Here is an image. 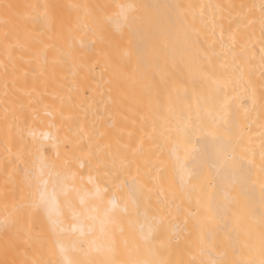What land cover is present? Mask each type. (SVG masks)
Returning <instances> with one entry per match:
<instances>
[{
	"label": "bare ground",
	"instance_id": "1",
	"mask_svg": "<svg viewBox=\"0 0 264 264\" xmlns=\"http://www.w3.org/2000/svg\"><path fill=\"white\" fill-rule=\"evenodd\" d=\"M117 4L137 5L129 28L109 24ZM101 94L131 104L124 110L134 138L167 147L182 195L205 169L225 224L231 211L253 210L256 243L263 244L257 251L264 250V0H0V131L20 129L25 136H17L39 151L25 170L33 186L25 172L18 177L25 196L0 222L16 223L28 237L39 225L43 239L41 249L27 238L0 240V264L4 249L10 260L21 254L16 264H44L38 254L53 264H162L155 245L142 244L154 216L130 213L134 181L122 200L94 172L58 166L46 155V147L59 154L70 139L64 129L96 123L69 107ZM36 112H44L39 124L48 115L45 126L32 120ZM53 113L71 116L61 122ZM37 182L46 214L30 206ZM46 215L62 222L59 236ZM200 250L201 264L222 262ZM256 256L253 264H264V252Z\"/></svg>",
	"mask_w": 264,
	"mask_h": 264
},
{
	"label": "rangeland",
	"instance_id": "2",
	"mask_svg": "<svg viewBox=\"0 0 264 264\" xmlns=\"http://www.w3.org/2000/svg\"><path fill=\"white\" fill-rule=\"evenodd\" d=\"M119 100L112 101L110 95L101 94L95 98L88 97L75 102L69 107H77L76 113L71 115L79 114V120L83 121L85 118H93L96 123L91 127L88 124L82 128L64 129L66 132L64 133L71 140L67 139L64 142L59 154L46 147V155L58 166L75 167L82 173L94 172L91 176L96 174L105 184L106 190L115 193L122 200L126 197L127 182L134 181L133 186L135 185L139 191L133 194L137 206L129 207L130 213L141 214L140 216L145 213L150 218L154 216L164 219V224L158 226L157 240L154 243L156 261H161L162 264H201L199 251L201 247H205V250L209 249L219 256L222 261L219 264H253L256 255L264 252L259 248V253L257 251L259 246L256 244L259 241L256 243L253 210H233L231 211L233 221L225 224V208L221 216L219 214L221 209L214 201L213 187L210 186L211 175L205 169L193 177L194 187L190 194L187 197L182 195L176 188L171 172L172 162L166 152L167 147L156 142H144L140 137L134 138L128 122L129 114L127 115L124 110L131 104H119L117 102ZM34 114L30 116L36 123L42 114L38 115L37 112L35 116ZM53 114L61 122L68 121V116H71L63 113ZM45 116L47 118L43 119H48V115ZM112 116L116 118L115 123H118V120L121 123L112 124ZM43 122L36 124L42 127L45 124ZM20 133H22L20 129L7 127L0 131V219L5 216L9 206L18 205L23 200L25 194L23 189L21 191L22 183L19 186V179L25 170L32 169L35 152H39L32 142L29 145L28 141L21 140L23 138L18 136L25 134ZM17 137L19 140L14 139ZM248 212H252V216H248ZM171 225H178L176 234L171 231ZM31 226L32 234L28 237L21 233L16 223H13L9 231L0 229V240L24 243L23 238H27L35 240L41 249L43 239L39 225ZM5 251L7 250L3 251V264H16V260L21 261V254L10 260L9 254ZM41 255L37 256L44 264H53L51 258L45 259L46 257Z\"/></svg>",
	"mask_w": 264,
	"mask_h": 264
},
{
	"label": "snow or ice",
	"instance_id": "3",
	"mask_svg": "<svg viewBox=\"0 0 264 264\" xmlns=\"http://www.w3.org/2000/svg\"><path fill=\"white\" fill-rule=\"evenodd\" d=\"M116 11L112 16L109 17V24L114 26L117 30L123 28H129L130 21L132 19L131 13L137 8L135 4H117ZM26 181L30 186H33V181L31 179V173L25 172ZM34 195L32 200L30 201V206L33 207L38 213L46 214V194L41 189L39 182L34 185ZM125 212L127 209L124 210ZM46 222L49 224L50 229L53 234L59 236L61 234V221L57 219L51 218V216L46 215ZM151 225L149 227V234L142 238V244L145 246L147 250H151V246L156 242V231L158 230V226L164 224V219L162 217H153L149 221ZM13 225L10 221L5 220L0 222V228H3L5 231L9 230ZM171 231L176 234L178 231V225H171ZM108 243L110 245L109 251H111V245L114 243L112 237L108 238ZM62 264H82L81 261L77 259L68 260L66 262H62ZM106 264H116L114 259H109L106 261ZM133 264H157V262L152 260H143V261H134ZM207 264H219V262L215 259L208 260Z\"/></svg>",
	"mask_w": 264,
	"mask_h": 264
},
{
	"label": "crops",
	"instance_id": "4",
	"mask_svg": "<svg viewBox=\"0 0 264 264\" xmlns=\"http://www.w3.org/2000/svg\"><path fill=\"white\" fill-rule=\"evenodd\" d=\"M126 256V255H125Z\"/></svg>",
	"mask_w": 264,
	"mask_h": 264
}]
</instances>
